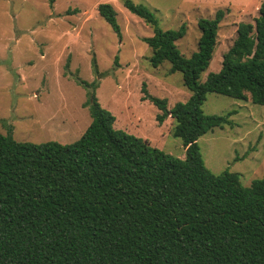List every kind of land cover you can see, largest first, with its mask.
<instances>
[{
  "label": "trees",
  "instance_id": "16d2710c",
  "mask_svg": "<svg viewBox=\"0 0 264 264\" xmlns=\"http://www.w3.org/2000/svg\"><path fill=\"white\" fill-rule=\"evenodd\" d=\"M122 3L153 30L142 38L150 65L168 62L190 92L169 108L141 86L156 121L174 120L185 154L113 126L115 116L95 96L102 74L92 59L98 78L74 76L91 118L79 138L34 143L0 131V264H264V178L243 185L236 172H211L197 143L235 113L205 114L208 93L264 105V0L253 22L237 24L220 69L204 80L224 9L197 20V48L185 56L175 45L184 23L161 29L145 5ZM97 12L120 36L113 6L100 2Z\"/></svg>",
  "mask_w": 264,
  "mask_h": 264
},
{
  "label": "rangeland",
  "instance_id": "374dc122",
  "mask_svg": "<svg viewBox=\"0 0 264 264\" xmlns=\"http://www.w3.org/2000/svg\"><path fill=\"white\" fill-rule=\"evenodd\" d=\"M132 1L145 5L161 29L185 24V35L175 42L185 56L197 48V20L212 17L218 8L226 11L201 80L220 69L237 24L253 22L258 15L255 0ZM100 2L113 6L120 36L98 14ZM152 34L151 26L122 0H0V131L11 129L15 139L34 143L79 138L91 118L83 105L85 89L74 76L88 82L98 78L94 59L102 74L95 96L115 116L113 126L181 157L185 152L181 139L172 134L174 120L168 116L159 124L158 109L141 99L143 82L151 95L165 97L169 108L190 95L181 74L169 73L168 62L150 65L151 51L142 38ZM202 110L215 115L235 110L232 124L214 127L197 139L206 167L215 174L236 172L243 185L264 178V105L210 92Z\"/></svg>",
  "mask_w": 264,
  "mask_h": 264
},
{
  "label": "crops",
  "instance_id": "0c3cea01",
  "mask_svg": "<svg viewBox=\"0 0 264 264\" xmlns=\"http://www.w3.org/2000/svg\"><path fill=\"white\" fill-rule=\"evenodd\" d=\"M261 1L262 0H255L254 1V6H256V11L258 12V6H259V4L261 3ZM242 6H244V5H242ZM248 6V5H247ZM246 7V6H245Z\"/></svg>",
  "mask_w": 264,
  "mask_h": 264
}]
</instances>
